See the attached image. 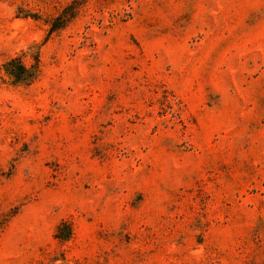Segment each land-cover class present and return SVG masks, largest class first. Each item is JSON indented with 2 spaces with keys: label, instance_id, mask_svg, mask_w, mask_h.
Here are the masks:
<instances>
[{
  "label": "rangeland",
  "instance_id": "rangeland-1",
  "mask_svg": "<svg viewBox=\"0 0 264 264\" xmlns=\"http://www.w3.org/2000/svg\"><path fill=\"white\" fill-rule=\"evenodd\" d=\"M0 264H264V0H0Z\"/></svg>",
  "mask_w": 264,
  "mask_h": 264
},
{
  "label": "trees",
  "instance_id": "trees-1",
  "mask_svg": "<svg viewBox=\"0 0 264 264\" xmlns=\"http://www.w3.org/2000/svg\"><path fill=\"white\" fill-rule=\"evenodd\" d=\"M38 59L34 58V64L27 68L19 58H14L8 61L4 65V70L8 76L13 78L16 83L31 82L35 78V71L37 67ZM59 231V230H58ZM56 238L60 240H67L69 238V233L64 237H60L59 233L56 234Z\"/></svg>",
  "mask_w": 264,
  "mask_h": 264
}]
</instances>
